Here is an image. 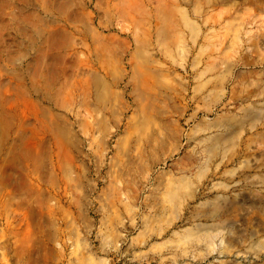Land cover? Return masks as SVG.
<instances>
[{
    "label": "rangeland",
    "instance_id": "1",
    "mask_svg": "<svg viewBox=\"0 0 264 264\" xmlns=\"http://www.w3.org/2000/svg\"><path fill=\"white\" fill-rule=\"evenodd\" d=\"M0 264H264V0H0Z\"/></svg>",
    "mask_w": 264,
    "mask_h": 264
}]
</instances>
